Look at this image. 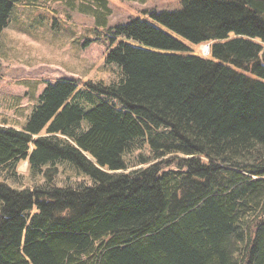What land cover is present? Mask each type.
I'll list each match as a JSON object with an SVG mask.
<instances>
[{"label": "trees", "instance_id": "obj_1", "mask_svg": "<svg viewBox=\"0 0 264 264\" xmlns=\"http://www.w3.org/2000/svg\"><path fill=\"white\" fill-rule=\"evenodd\" d=\"M57 1L95 20L114 77L46 80L0 126V264H264V0L113 27L109 0H0V44L18 4Z\"/></svg>", "mask_w": 264, "mask_h": 264}, {"label": "rangeland", "instance_id": "obj_2", "mask_svg": "<svg viewBox=\"0 0 264 264\" xmlns=\"http://www.w3.org/2000/svg\"><path fill=\"white\" fill-rule=\"evenodd\" d=\"M109 1L113 9L110 27L137 18L151 21L148 12L176 11L184 5V0ZM48 5L47 11L18 4V16L3 33L0 44V126L20 129L46 88V80L72 78L82 85L90 80L109 81L114 77L111 67L106 65L110 42L101 29L95 27V20L67 10L58 1ZM160 28L187 43L196 54L210 57V44L193 45L165 27ZM89 40L92 41L88 45ZM18 171L28 183V162H22ZM67 175H61V183L67 182ZM71 179L75 180V177Z\"/></svg>", "mask_w": 264, "mask_h": 264}]
</instances>
